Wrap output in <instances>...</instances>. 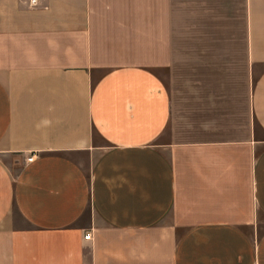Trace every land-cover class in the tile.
Masks as SVG:
<instances>
[{
    "label": "crops",
    "instance_id": "crops-1",
    "mask_svg": "<svg viewBox=\"0 0 264 264\" xmlns=\"http://www.w3.org/2000/svg\"><path fill=\"white\" fill-rule=\"evenodd\" d=\"M239 9L0 0V264H264V0Z\"/></svg>",
    "mask_w": 264,
    "mask_h": 264
},
{
    "label": "built area",
    "instance_id": "built-area-1",
    "mask_svg": "<svg viewBox=\"0 0 264 264\" xmlns=\"http://www.w3.org/2000/svg\"><path fill=\"white\" fill-rule=\"evenodd\" d=\"M22 1H28V3L30 4L31 7H36L38 5V0H22ZM85 239L86 240H90L91 239V234H87Z\"/></svg>",
    "mask_w": 264,
    "mask_h": 264
},
{
    "label": "rangeland",
    "instance_id": "rangeland-1",
    "mask_svg": "<svg viewBox=\"0 0 264 264\" xmlns=\"http://www.w3.org/2000/svg\"><path fill=\"white\" fill-rule=\"evenodd\" d=\"M240 8V0H238V16H239V12L240 14L242 13ZM239 25H241V23L238 24V29H240ZM263 228L261 229H255L254 234L258 236V234H260V232H262Z\"/></svg>",
    "mask_w": 264,
    "mask_h": 264
}]
</instances>
